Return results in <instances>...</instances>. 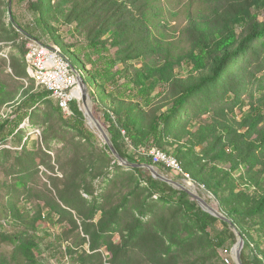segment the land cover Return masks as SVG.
<instances>
[{"label":"trees","instance_id":"trees-1","mask_svg":"<svg viewBox=\"0 0 264 264\" xmlns=\"http://www.w3.org/2000/svg\"><path fill=\"white\" fill-rule=\"evenodd\" d=\"M204 1V10L189 12L184 31L190 37V48L179 54H174L168 43L153 34L151 17L157 20L163 8L161 0L30 1L32 22L21 23L14 14L11 29L1 28L7 35L0 33V41L14 40L16 32V36L26 34L29 39L48 44L43 37L49 34L52 21L66 25L75 23L83 34L84 44L69 51L82 68L75 64L71 54L66 56L90 84L94 113L106 126L118 151L132 162L149 163L160 171L171 168L153 162L144 150L153 146L160 153L177 158L183 172L204 184L215 197L217 204L213 205L232 221L230 224L205 211L188 192L155 178L149 169L131 168L139 185L144 183L151 196H158V201L168 209H178L182 215L168 212L160 214L158 220L145 222L134 212L138 209L144 215L145 204L136 201L128 208L130 217L124 223L125 229L120 230L122 241L114 243L112 237H103L104 241L99 242L100 230L115 232L119 229L120 209L128 196L123 203L108 208L97 206L83 211L76 206L83 222L102 210L100 229L90 233L93 238L90 249L106 246L111 253L107 261L111 264H134L136 249L143 253L137 264H208L204 258L207 248L216 254L220 248L235 245L237 234L233 227L245 238L244 263L264 264V85L255 92L259 95L258 101L251 103L236 124L213 116L210 121H200L195 115L185 118L183 112L191 99L205 89L219 86L227 92L233 85L240 86L241 80L233 76V65L256 41L264 46V20L259 18L264 15V0ZM111 47H116L114 52ZM163 50L165 54L161 56ZM19 51L23 60L12 55L16 75L23 76L27 72L36 80L38 88L37 66L34 68L29 62V50L27 54L25 48ZM151 56L154 60L149 59ZM3 89L0 85V104L7 99ZM50 97L55 100V104L49 101L53 113L63 117L67 125L82 135L94 136V132L86 128L87 118L81 109L80 97L71 103L70 115L47 89L28 92L17 105L14 118H9L10 105L7 117L1 114L0 134L6 129L8 135L17 132L26 117L33 115L30 109ZM174 126H181L182 131L174 130ZM182 135H187V143L172 150L166 148L169 137L180 140ZM193 145L205 146L197 157H188ZM105 148L111 152L108 145ZM111 160L119 165L114 156ZM70 179L76 185L72 196L67 194L69 200L65 198V204L73 206L74 198L78 203L85 199L79 190L83 178ZM84 187L88 194H93L91 188ZM54 213L57 212L50 213V217ZM41 218L38 214L35 221ZM212 227H218L214 233L210 231ZM85 230L89 233L87 227ZM253 231L260 232L257 239ZM33 236L23 238V234H11L4 235L3 239L14 243L17 257L41 264L38 257L43 250ZM78 236L81 242L86 241L80 233ZM54 250V257L59 251L62 257H78L81 261L85 256H94L81 253L78 243L65 248L61 244ZM96 264L107 263L102 259Z\"/></svg>","mask_w":264,"mask_h":264},{"label":"rangeland","instance_id":"rangeland-1","mask_svg":"<svg viewBox=\"0 0 264 264\" xmlns=\"http://www.w3.org/2000/svg\"><path fill=\"white\" fill-rule=\"evenodd\" d=\"M30 1L32 3L37 0H12V4L10 0H0V33L2 35L7 34L1 28L5 26L8 30L11 29L14 14L21 23L33 21L34 15L29 9ZM52 2L56 3L57 0ZM161 2L163 8L157 20L151 17L153 34L164 40V43H168L174 54L183 53L190 48V37L184 31L189 12L204 10L205 1L161 0ZM152 12L153 10L151 14ZM259 18L264 20V15L262 14ZM50 24L49 34L44 35L43 40L53 47L60 48L65 54H71L73 61L81 69L73 53L69 51L70 48L84 44L83 34L78 31L77 25L75 23L66 25L54 21ZM16 34V32L13 33L14 40L0 41V85L7 94L6 102L0 104V118L2 112L10 111V105L11 110L15 112L17 105L28 92L41 90L37 89L36 80L30 78L27 72H24L23 76H17L12 67V55H17L20 60H23L19 50L25 48L27 54L29 43L36 40L29 39L26 34L17 36ZM115 49L116 47H111L112 52ZM164 54L165 50L160 55ZM149 59L154 60L153 56ZM28 60L34 68L38 66V59H34L30 50ZM233 67V76L241 80L240 86L233 85L227 92L219 86L205 89L187 104L183 110L185 118L195 115L200 121H210L213 116L233 124L243 118V114L251 103L258 101L259 95L257 96L255 92L264 85V46L260 41H256L254 47L241 56ZM87 80L92 82L90 77ZM9 98L13 100L8 101ZM50 100L55 104V100L50 97L31 108L33 115L26 117L17 132L8 135L6 129L0 134V264H33L23 257L14 255V243L3 239L4 235L11 234H23V238L34 234V239L39 242V248L43 250L38 257L41 264H96L102 259L107 264H111L107 261L111 253L106 246L100 245L96 250L90 249V242L93 240L90 233L100 229L98 223L102 210L97 211L94 218H85L83 222L76 206L83 211L97 206L108 208L123 203L128 196L125 205L120 209L119 229L115 232L100 230L99 242L104 241L103 237L106 239L112 237L114 243L120 242L122 234L120 230L125 229L124 223L130 217L128 208L132 204L135 205L136 201L145 204L142 210L145 211L144 215L138 209H134V212L145 222H150L154 218L158 220L160 214L168 212L182 215L178 209L175 211L168 209L158 201V196H151L144 183L139 185L131 168L120 162V166L116 165L115 161L111 160L113 154L105 148L104 137L88 119L86 128L94 132L92 138L82 135L78 130L67 125L63 117L53 113L49 108ZM90 105L94 111L93 98ZM81 106L84 107L83 102ZM103 126L106 128L104 124ZM177 128L182 131L181 126H174V130ZM168 140L166 148L169 150L188 142L187 135H182L180 140L173 137H169ZM204 146L193 145V150L188 152V157L192 155L197 157ZM175 169L178 173L173 170L161 172L190 185L196 193L212 205L217 204L214 195L205 188L204 184H200L190 173L183 172L180 161L179 167ZM181 173L184 174L183 177ZM72 177L83 178L79 190L82 198L86 200L83 199L81 203H78L74 198V205L69 206L65 204L67 203L65 198L69 200L68 195L74 191L76 184L70 179ZM84 186L91 188L93 194H88ZM60 208L66 211H61ZM52 212L57 213L50 217ZM38 214H41L42 218L35 221V216ZM86 227L89 233L86 232ZM217 228L212 227L210 231L214 233ZM78 233L86 241L81 242ZM123 233L128 234V231L123 230ZM259 234L260 232L253 231L255 239ZM74 243H78L81 253L86 252L94 256H85L84 262L78 257H62L60 251L56 256L58 258L53 256L54 248L61 244L65 248L66 245H74ZM253 245L255 246V243ZM206 250L208 253L204 255V258L208 264H237L234 246L220 248L216 254L209 248ZM79 254L80 252L76 255ZM133 255L132 261L137 264L143 253L136 249ZM122 257L123 254H120L119 258Z\"/></svg>","mask_w":264,"mask_h":264},{"label":"built area","instance_id":"built-area-1","mask_svg":"<svg viewBox=\"0 0 264 264\" xmlns=\"http://www.w3.org/2000/svg\"><path fill=\"white\" fill-rule=\"evenodd\" d=\"M28 50L33 53L34 59H38L42 64L52 67V74H40L42 75V82H38L37 89H47L53 94L61 95L65 101V109L71 115L70 105L80 97V85L75 73L62 61L61 56L56 54L51 44H43L37 40H32L29 43ZM11 112L9 118H14L16 114L12 110ZM143 153L151 156L153 162L163 164L177 172L172 157H167V153H160L153 146L148 147Z\"/></svg>","mask_w":264,"mask_h":264},{"label":"water","instance_id":"water-1","mask_svg":"<svg viewBox=\"0 0 264 264\" xmlns=\"http://www.w3.org/2000/svg\"><path fill=\"white\" fill-rule=\"evenodd\" d=\"M10 4H12V0H10ZM11 8V5H10ZM38 41V40H37ZM74 71L77 75L78 82L80 85V106L81 102H83L84 107L81 106V109L83 110L86 118L90 121L92 126H96L99 133L102 134V136L105 139L106 145L110 148L113 156L120 162V164L127 166L129 168H147L151 171L152 175L155 178H158L160 180L166 181L175 187L185 190L195 198L201 207L211 213L212 215L229 222L232 224L231 219L225 215L222 211L218 210L214 205H212L209 201H207L204 197L196 193L188 184H185L183 182H180L178 180H175L172 177H169L168 175L162 173L159 168L155 165L149 164V163H136L130 161L127 157L122 156V154L118 151L116 146L114 145V142L112 141V138L108 132V130L103 126L102 122L99 120V118L95 115L91 105L90 101L92 99L91 97V87L90 84L84 79L82 74L74 67ZM234 231L237 234V242L234 245V253H235V260L237 264H245L242 258V251L245 246V238L241 234V232L238 230V228L233 227Z\"/></svg>","mask_w":264,"mask_h":264},{"label":"bare ground","instance_id":"bare-ground-1","mask_svg":"<svg viewBox=\"0 0 264 264\" xmlns=\"http://www.w3.org/2000/svg\"><path fill=\"white\" fill-rule=\"evenodd\" d=\"M53 49L55 50L56 54L61 56L62 61L67 66H69L72 69V71L75 73L74 66L72 65L70 59L66 56V54L58 47H53ZM40 74H52V67L46 66L45 64H42V62H40L38 60V66H37V70H36L38 82H42V75H40ZM75 75H76V73H75ZM76 77H77V75H76ZM52 95L58 99L59 104L63 108L64 112H67L65 109V101H64L63 97L61 95L53 94V93H52ZM2 115L4 117H7L8 113L2 112ZM167 157H172L174 167H176V168L179 167V161L177 158H174L173 156H167Z\"/></svg>","mask_w":264,"mask_h":264}]
</instances>
